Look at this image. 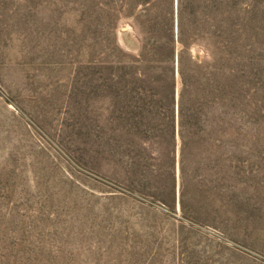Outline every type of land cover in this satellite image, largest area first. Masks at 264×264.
<instances>
[{"label":"rangeland","instance_id":"374dc122","mask_svg":"<svg viewBox=\"0 0 264 264\" xmlns=\"http://www.w3.org/2000/svg\"><path fill=\"white\" fill-rule=\"evenodd\" d=\"M142 1L0 0V264H264V0L224 7L234 114L188 156L187 213L147 142L134 185L119 125L118 66L171 2ZM181 1L185 38L204 35L188 52L211 61L216 2L172 0L175 24Z\"/></svg>","mask_w":264,"mask_h":264},{"label":"trees","instance_id":"16d2710c","mask_svg":"<svg viewBox=\"0 0 264 264\" xmlns=\"http://www.w3.org/2000/svg\"><path fill=\"white\" fill-rule=\"evenodd\" d=\"M150 1L153 0L142 2ZM215 2L211 61L195 58L188 52L190 41H202L204 35L194 33L185 38L183 1L175 24L171 0L165 12L167 22L164 23L163 14L158 13L156 24L144 30L151 35L143 36L136 59L126 60L128 57L125 56L118 66L121 82L117 91L121 101L119 125L126 138H136L140 145L132 156L130 143L125 144L127 156L136 160L133 166L140 168V175L136 174L132 181L135 186L145 183L141 174L142 146L147 142L149 154L153 155L150 157L153 162L149 165L153 172L151 181H160L159 172L163 170L171 195L173 192V201L178 198L184 213H187L184 210L186 174L202 165L188 156L205 149L202 140L208 133L214 135L216 148L222 147L234 114L233 77L237 64L232 51L229 14L224 8L229 5L227 0ZM162 158H165V170L160 163ZM177 178L180 184L178 197L175 193ZM155 185L152 184L150 189H156ZM148 195L161 200L157 192Z\"/></svg>","mask_w":264,"mask_h":264},{"label":"water","instance_id":"95a60500","mask_svg":"<svg viewBox=\"0 0 264 264\" xmlns=\"http://www.w3.org/2000/svg\"><path fill=\"white\" fill-rule=\"evenodd\" d=\"M125 29V28H124Z\"/></svg>","mask_w":264,"mask_h":264}]
</instances>
